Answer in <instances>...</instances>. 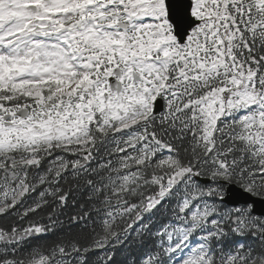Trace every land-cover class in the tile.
I'll return each instance as SVG.
<instances>
[{
  "label": "snow or ice",
  "instance_id": "obj_1",
  "mask_svg": "<svg viewBox=\"0 0 264 264\" xmlns=\"http://www.w3.org/2000/svg\"><path fill=\"white\" fill-rule=\"evenodd\" d=\"M0 264H264V0H0Z\"/></svg>",
  "mask_w": 264,
  "mask_h": 264
},
{
  "label": "trees",
  "instance_id": "obj_2",
  "mask_svg": "<svg viewBox=\"0 0 264 264\" xmlns=\"http://www.w3.org/2000/svg\"><path fill=\"white\" fill-rule=\"evenodd\" d=\"M76 199L79 201L80 197L77 195ZM74 212H75V208L73 207L71 200L69 202V207L66 209H63L62 211L59 212V218L61 220L65 221V225H64L65 229L68 227L67 221H68L69 215L74 214ZM46 220H47V213H45V222H46ZM59 231L60 230L58 229V232ZM45 242L46 241H43V240H36V241H33V244H43ZM123 258H124L123 254L117 256L118 261L123 260Z\"/></svg>",
  "mask_w": 264,
  "mask_h": 264
},
{
  "label": "water",
  "instance_id": "obj_3",
  "mask_svg": "<svg viewBox=\"0 0 264 264\" xmlns=\"http://www.w3.org/2000/svg\"><path fill=\"white\" fill-rule=\"evenodd\" d=\"M185 2L186 0H176L177 5H181ZM174 23L176 24L177 32L182 34L185 28V23L182 17V9H180L179 7L177 8L176 15L174 16Z\"/></svg>",
  "mask_w": 264,
  "mask_h": 264
}]
</instances>
